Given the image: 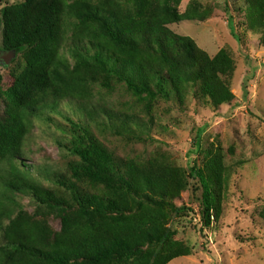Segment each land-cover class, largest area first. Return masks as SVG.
<instances>
[{
  "label": "trees",
  "instance_id": "trees-1",
  "mask_svg": "<svg viewBox=\"0 0 264 264\" xmlns=\"http://www.w3.org/2000/svg\"><path fill=\"white\" fill-rule=\"evenodd\" d=\"M243 1L244 21L263 46L264 0ZM178 5L179 0H136L129 7L114 0H0V53L21 59L9 87L0 72V264H167L187 253L164 226L168 210L179 211L163 201L178 192L170 161L141 164L117 157L91 128L152 140L148 131L166 129L151 114L160 100L180 110L190 96L214 109L233 102L225 79L233 69L228 54L220 50L210 57L170 29L202 22L207 12L194 1L184 13ZM226 10L232 24L227 3ZM1 69L10 66L0 60ZM117 87L141 110L137 104L111 110L95 97ZM51 123L59 133L54 142L64 172L28 162L23 150L37 124ZM197 148L201 164L194 163L188 177L199 185L203 231L218 219L225 168L220 149ZM85 185L103 186L107 193L88 192ZM24 200L33 209L29 215ZM51 216L60 222L59 231L49 226Z\"/></svg>",
  "mask_w": 264,
  "mask_h": 264
},
{
  "label": "rangeland",
  "instance_id": "rangeland-1",
  "mask_svg": "<svg viewBox=\"0 0 264 264\" xmlns=\"http://www.w3.org/2000/svg\"><path fill=\"white\" fill-rule=\"evenodd\" d=\"M114 1L120 7L136 2ZM192 1L202 5L207 19L183 21L170 29L192 39L210 57L220 50L228 54L233 69L225 79L234 96L233 102L214 109L190 96L185 108L180 110L176 104L160 100L153 105L151 114L166 129L162 131L156 125L154 130L148 131L152 140L145 135L139 141L123 139L110 132L98 134L93 126L91 128L117 157L141 164L166 157L175 168L176 198L163 201L179 211L168 210L164 226L175 233L172 242L180 244L187 253L167 264H264V45L260 44V35L251 31L244 21L247 5L243 0H179L178 12L184 13ZM226 3L233 17L232 24L227 20ZM20 60L7 58L10 69L0 71L4 88L11 85ZM248 78L244 98L242 86ZM95 97H102L109 109L116 111L137 104L121 87ZM63 108L68 111L66 106ZM135 108L140 111L142 105L137 104ZM54 127V123L50 128L37 124L23 150L28 162L64 172L62 155L54 142L59 133ZM197 144L201 149H220L225 168L222 193L216 204L218 219L203 231L199 185L188 177L189 168L194 163L201 164ZM84 188L102 196L107 193L103 186L85 185ZM21 202L25 215L31 214L33 209L27 200ZM48 224L59 231L60 222L53 216L48 218Z\"/></svg>",
  "mask_w": 264,
  "mask_h": 264
},
{
  "label": "water",
  "instance_id": "water-1",
  "mask_svg": "<svg viewBox=\"0 0 264 264\" xmlns=\"http://www.w3.org/2000/svg\"><path fill=\"white\" fill-rule=\"evenodd\" d=\"M7 58H13V55L10 53H0V60L5 64H8Z\"/></svg>",
  "mask_w": 264,
  "mask_h": 264
}]
</instances>
